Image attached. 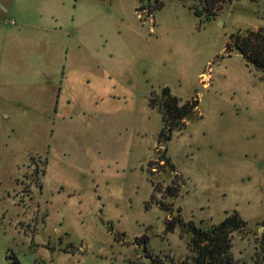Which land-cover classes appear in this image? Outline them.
Instances as JSON below:
<instances>
[{"label": "rangeland", "instance_id": "374dc122", "mask_svg": "<svg viewBox=\"0 0 264 264\" xmlns=\"http://www.w3.org/2000/svg\"><path fill=\"white\" fill-rule=\"evenodd\" d=\"M156 1L68 0L66 36L0 55V264H184L189 223L235 211V257L258 255L264 71L227 48L264 29V0L209 20L200 0ZM164 88L200 102L167 142Z\"/></svg>", "mask_w": 264, "mask_h": 264}, {"label": "trees", "instance_id": "16d2710c", "mask_svg": "<svg viewBox=\"0 0 264 264\" xmlns=\"http://www.w3.org/2000/svg\"><path fill=\"white\" fill-rule=\"evenodd\" d=\"M145 0H141L144 2ZM157 0L154 8L161 7L163 3ZM226 0H200L202 8L197 4L190 7L195 14L206 20L213 18L219 11L220 5ZM235 1V0H229ZM257 1V0H250ZM155 11V10H154ZM237 49L245 58L248 64L255 69L264 71V29H250L245 32L238 31L233 34L228 43V51ZM199 100L191 99L182 102L180 98L172 94L169 88H164L159 97H153L151 104L158 107L162 113L164 121L160 133L161 141L167 142L172 138L175 130H182L186 126L188 119L199 113ZM164 157V155H161ZM163 160V158H161ZM158 190V185L155 188ZM174 191V190H173ZM175 192L170 195L176 196ZM166 208V206H164ZM178 218H173L168 222V229H173ZM247 222L237 212L231 213L218 224L210 227L197 226L194 222L189 223L188 231L192 233L190 241L191 255L183 261L184 264H242L235 257L233 252V233L244 230ZM258 255L252 263L243 264H264V235L261 244L258 246ZM261 254V255H260ZM260 255V256H259Z\"/></svg>", "mask_w": 264, "mask_h": 264}, {"label": "crops", "instance_id": "0c3cea01", "mask_svg": "<svg viewBox=\"0 0 264 264\" xmlns=\"http://www.w3.org/2000/svg\"><path fill=\"white\" fill-rule=\"evenodd\" d=\"M51 31L67 35L68 0H0V55H18L26 32L31 39Z\"/></svg>", "mask_w": 264, "mask_h": 264}]
</instances>
